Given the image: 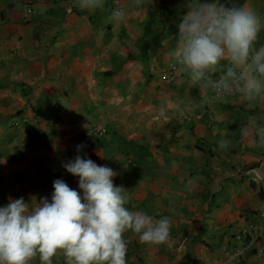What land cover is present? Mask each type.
Here are the masks:
<instances>
[{
    "label": "crops",
    "instance_id": "obj_1",
    "mask_svg": "<svg viewBox=\"0 0 264 264\" xmlns=\"http://www.w3.org/2000/svg\"><path fill=\"white\" fill-rule=\"evenodd\" d=\"M77 2L33 0L27 13L26 0H0V207L20 197L51 202L56 179L83 195L63 167L80 155L117 173L130 210L171 221L166 245L125 233L127 264H264L259 238L234 251L239 225L263 221L264 181L253 174H264V147L250 133L264 123V105L248 110L178 71L163 76L193 0H105L94 11ZM233 2L264 23V0ZM117 7L121 21L110 16ZM202 108L211 125L195 120ZM19 114L27 122L13 126Z\"/></svg>",
    "mask_w": 264,
    "mask_h": 264
},
{
    "label": "clouds",
    "instance_id": "obj_2",
    "mask_svg": "<svg viewBox=\"0 0 264 264\" xmlns=\"http://www.w3.org/2000/svg\"><path fill=\"white\" fill-rule=\"evenodd\" d=\"M146 3L153 0H135L136 6ZM77 7L103 10L105 0H78ZM110 16L121 21L126 12L115 8ZM177 28L169 58L190 86L225 99L238 96L248 110L264 105V46H256L264 23L254 10L233 0H193ZM250 134L264 147V123L253 124ZM227 147L220 142L221 149ZM63 167L79 177L83 195L56 179L51 202L20 197L0 207V264H57L61 258L63 264H127L125 233L148 246L169 242L171 221L130 210L131 196L115 185L113 169L80 155ZM253 178L260 183L264 174L254 172Z\"/></svg>",
    "mask_w": 264,
    "mask_h": 264
},
{
    "label": "built area",
    "instance_id": "obj_3",
    "mask_svg": "<svg viewBox=\"0 0 264 264\" xmlns=\"http://www.w3.org/2000/svg\"><path fill=\"white\" fill-rule=\"evenodd\" d=\"M33 0H26L27 3V8H26V12L27 13H32L33 8L31 7V3ZM120 9L121 7H117ZM115 9V8H114ZM126 11V10H124ZM177 70L171 65L166 72H164V78L166 79H173L176 75ZM213 97L215 98H223L221 96L216 95L213 92ZM209 109V108H208ZM207 108H202L199 112H196L195 114V120L199 121V122H203L206 123L208 125L212 124L213 118L210 119L208 122L206 121V112L208 111ZM186 119H189L191 117V115L185 114L184 116ZM27 122V118L25 115L19 114L16 117H14V119L12 120V125L13 126H20L23 125ZM90 132H95L98 133L99 135H104L107 132V128L105 127H97V126H92L89 130ZM260 215L262 217V222L261 223H256L252 220H250L249 222H247L246 224H242L239 225V229L237 230V232L234 235L235 241L236 243L234 244V251L237 253L241 252V249L244 245V243L247 242L248 239H257L259 238L260 240H263V245L260 247V250L263 251L264 250V211H260ZM225 249H227V247H225Z\"/></svg>",
    "mask_w": 264,
    "mask_h": 264
}]
</instances>
